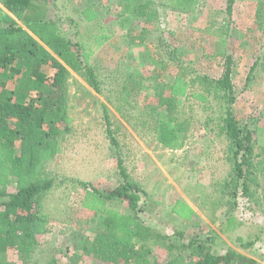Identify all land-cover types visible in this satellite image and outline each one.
<instances>
[{"label":"rangeland","instance_id":"obj_1","mask_svg":"<svg viewBox=\"0 0 264 264\" xmlns=\"http://www.w3.org/2000/svg\"><path fill=\"white\" fill-rule=\"evenodd\" d=\"M166 1L155 0L150 19L125 21L124 27L120 0L42 2L68 39L93 41L91 35L101 30L110 38L91 59L100 93L69 71L70 123L61 126L56 156L42 166V178L55 182L41 199L47 234L27 257L8 252L7 264H73L80 259L79 245L93 236L98 219L82 208L83 200L93 189L123 187L118 157L139 189L136 212L148 229L144 247L150 248L151 264H166L167 259L194 263L202 247L217 255L226 240L234 241L241 255L259 259L264 248V0H200L189 12ZM88 4L98 10V20L87 22L80 15ZM227 55L232 57V110L242 137L250 135L246 159L254 166L244 190L233 158L236 146L224 130V101L201 84L203 78L221 76ZM177 77L191 86L188 96L176 98L165 113L180 136L176 148H169L158 141L156 127L160 113L167 111L160 105L161 97L170 98L166 85ZM1 78L13 82L7 72ZM195 93L207 101L199 102ZM104 111L118 148L110 143ZM178 200L194 208L193 221L172 215ZM108 208L132 214L127 199L112 201ZM79 259L75 264H89L87 258Z\"/></svg>","mask_w":264,"mask_h":264},{"label":"trees","instance_id":"obj_2","mask_svg":"<svg viewBox=\"0 0 264 264\" xmlns=\"http://www.w3.org/2000/svg\"><path fill=\"white\" fill-rule=\"evenodd\" d=\"M44 1L0 0V264H7L8 252L29 256L36 250L40 237L47 233L48 219L41 211V199L55 186V182L54 179L42 178V166L56 156L62 135L61 126L67 128L70 123L69 71L83 76L88 85L97 94L100 93L91 59L94 52L110 38L101 30L91 35L93 41L82 37L75 41L68 39L57 22L48 18V10L42 5ZM199 1L173 0L174 8L181 12L191 11ZM154 2L120 0L119 6L125 17L120 21L121 27H124L125 21L150 19L153 15L149 10ZM230 6L229 1L228 11ZM80 15L87 22L99 19L98 10L89 4L81 9ZM75 34L77 37L79 32ZM173 54L170 53L171 58ZM255 66L256 63L252 69ZM3 72L10 74L11 85L2 80ZM231 73L232 57L227 55L221 76L217 79L203 78L201 84L220 94L224 101V130L236 146L233 158L237 179L243 180L244 190L245 179L251 176L254 166L246 159L251 154L248 146L250 135L245 133L242 137L244 132L240 130L241 124L236 121L232 110ZM166 86L170 98L161 97L163 101L160 105H165L167 111L160 113L157 136L163 146L176 148L180 138L178 129L164 117L172 101L188 96L191 84L177 77ZM192 96L199 102L207 101L201 93ZM104 113L110 143L118 148ZM116 163L123 187L110 192L95 189L86 192L82 208L98 216V219L91 230L93 237L83 240L76 257L80 256V261L86 256L91 264H151L150 248L144 247L147 241L144 235L148 229L140 224L136 212L139 189L129 179L119 157ZM78 184L84 189L87 187L86 183ZM10 187L13 190L9 193ZM118 199L129 201L132 214L108 208L110 202ZM171 213L185 219L193 214L182 201L176 202ZM156 236L161 238V235ZM202 249L198 261L182 264H258L255 259H248L233 249H228L224 255H215L204 247ZM78 259L74 258L73 264ZM168 264L178 263L172 261Z\"/></svg>","mask_w":264,"mask_h":264},{"label":"crops","instance_id":"obj_3","mask_svg":"<svg viewBox=\"0 0 264 264\" xmlns=\"http://www.w3.org/2000/svg\"><path fill=\"white\" fill-rule=\"evenodd\" d=\"M178 201H181V200H178ZM176 202H177V201H175V203L172 205V208L174 207V205L176 204ZM182 202H183V201H182ZM183 203H184L185 205H187V206L192 210L193 214H192L190 217H188V219H185L184 217H177V216H175L174 214H172V215H173L176 219L181 220V221H183L184 223H185V222H186V223H189V222L193 221V218L195 217V210H194V208H193L190 204L185 203V202H183ZM172 208H171V209H172ZM88 233H90V230H88ZM46 234H47V233H45L44 235H42L40 238L44 237ZM92 237H93V236H92ZM92 237L88 236L89 240H90ZM38 241H39V240H38ZM233 242H234V241H232V240H226V241H225V247H222V248H220V250L215 251V252H217V255H224L225 252H226V250H228V249H233V250H235L236 252H239V250H237V249L234 247ZM213 253H214V251H213ZM86 258L88 259L89 264H91V263H90V259H89L88 257H86V256H83V260L86 259ZM168 263H169V259H167L166 264H168Z\"/></svg>","mask_w":264,"mask_h":264},{"label":"built area","instance_id":"obj_4","mask_svg":"<svg viewBox=\"0 0 264 264\" xmlns=\"http://www.w3.org/2000/svg\"><path fill=\"white\" fill-rule=\"evenodd\" d=\"M257 260L256 261L258 264H264V248L262 249L261 254L259 255V259H257Z\"/></svg>","mask_w":264,"mask_h":264}]
</instances>
